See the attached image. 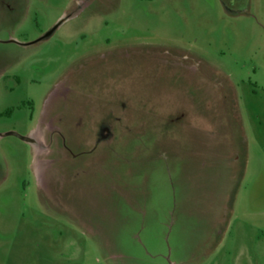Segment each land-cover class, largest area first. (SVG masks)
Listing matches in <instances>:
<instances>
[{
    "label": "rangeland",
    "instance_id": "1",
    "mask_svg": "<svg viewBox=\"0 0 264 264\" xmlns=\"http://www.w3.org/2000/svg\"><path fill=\"white\" fill-rule=\"evenodd\" d=\"M235 5L0 0V264H264V0Z\"/></svg>",
    "mask_w": 264,
    "mask_h": 264
},
{
    "label": "flooded vegetation",
    "instance_id": "2",
    "mask_svg": "<svg viewBox=\"0 0 264 264\" xmlns=\"http://www.w3.org/2000/svg\"><path fill=\"white\" fill-rule=\"evenodd\" d=\"M225 3L227 4V6H228L229 8H232V9L239 7V6H236V5H235V4H236V0H225ZM240 4H241V3H240ZM240 4H239V5H240Z\"/></svg>",
    "mask_w": 264,
    "mask_h": 264
},
{
    "label": "water",
    "instance_id": "3",
    "mask_svg": "<svg viewBox=\"0 0 264 264\" xmlns=\"http://www.w3.org/2000/svg\"><path fill=\"white\" fill-rule=\"evenodd\" d=\"M7 134H15V135H18L16 132H14V131H9V132H7ZM21 138H23V139H25V140H28L29 139V137L28 136H20Z\"/></svg>",
    "mask_w": 264,
    "mask_h": 264
}]
</instances>
